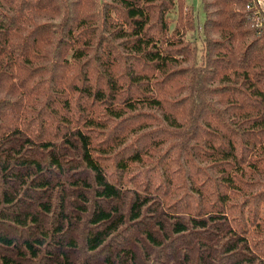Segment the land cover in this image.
Instances as JSON below:
<instances>
[{
    "label": "trees",
    "instance_id": "1",
    "mask_svg": "<svg viewBox=\"0 0 264 264\" xmlns=\"http://www.w3.org/2000/svg\"><path fill=\"white\" fill-rule=\"evenodd\" d=\"M0 0V264H264L260 0Z\"/></svg>",
    "mask_w": 264,
    "mask_h": 264
},
{
    "label": "rangeland",
    "instance_id": "2",
    "mask_svg": "<svg viewBox=\"0 0 264 264\" xmlns=\"http://www.w3.org/2000/svg\"><path fill=\"white\" fill-rule=\"evenodd\" d=\"M186 2L185 9L188 10L191 6H193L197 12L199 22L202 24L205 19V14L202 8L201 0H186ZM260 4L264 9V0H260Z\"/></svg>",
    "mask_w": 264,
    "mask_h": 264
}]
</instances>
